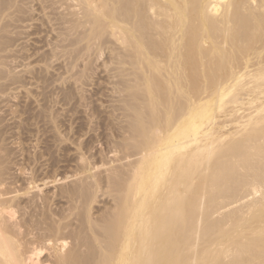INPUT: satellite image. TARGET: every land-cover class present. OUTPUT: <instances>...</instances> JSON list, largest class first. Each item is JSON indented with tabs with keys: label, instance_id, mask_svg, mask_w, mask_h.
<instances>
[{
	"label": "bare ground",
	"instance_id": "6f19581e",
	"mask_svg": "<svg viewBox=\"0 0 264 264\" xmlns=\"http://www.w3.org/2000/svg\"><path fill=\"white\" fill-rule=\"evenodd\" d=\"M37 6L56 37L49 54L29 56L16 43L44 31L26 30ZM107 51L124 116L103 122L100 151L72 138L74 176H55L56 160L47 167L45 139L50 152L35 161L48 157L40 164L54 177L40 179L35 161L33 170L13 162L33 172L17 170L28 178L17 190L0 135V264H264V0H0V87L22 84L16 64L30 63L20 70L31 75L28 60L39 56L46 68L64 59L70 83L84 88ZM57 123L47 127L61 152L71 137ZM51 184L62 186L70 215L48 210ZM102 191L114 203L96 218Z\"/></svg>",
	"mask_w": 264,
	"mask_h": 264
},
{
	"label": "rangeland",
	"instance_id": "374dc122",
	"mask_svg": "<svg viewBox=\"0 0 264 264\" xmlns=\"http://www.w3.org/2000/svg\"><path fill=\"white\" fill-rule=\"evenodd\" d=\"M39 7L37 6V7L34 8L36 10V11L35 10L34 11L37 12V13H35V12L32 13V16H34V14H35L34 17L37 19L38 22L35 21L34 23H32L33 24V26H31L32 28H30L29 30L28 29H26V30L28 31V33L35 32V31L39 33V32H42L43 29H44V31L41 34H37V35H40V36H37L36 34H34V37H31L30 39H28L29 41L27 40L28 37L26 36L27 37L26 38L25 35L23 34L24 36L21 37V41H19V42L16 43L17 46H19V45H20V47L23 46L24 47L23 49L24 50L26 49L28 55L31 54V53L32 54H36L37 52L40 53V55L38 54L39 56H41V55L43 56V55L47 54L48 51L51 50V48L47 46L48 41L51 42L50 41L51 38L56 37V36L53 35V34H55L54 32H52L51 30L49 32V29H46L47 27H44L42 24H40V20H38L40 18H38V17H41V19H43L42 18L43 16H40L42 14L39 13L40 12V10H39L40 8ZM37 9L39 11H37ZM38 13H39V15H38ZM34 26H36V27H34ZM39 28H40V30L37 31V29H39ZM26 30L24 29L23 31L25 32ZM26 34H27V32H26ZM52 36H54V37H52ZM34 39H36V40H34ZM16 45L14 47H16ZM20 47H16V48H19V50L22 51L21 53H22L23 56H24V54L26 55L27 53H24V50L21 49L22 47L21 48ZM16 48H14V50H13L14 52H15ZM19 50L18 51L16 50L17 53L19 52ZM14 52L13 53L11 52V55H9L11 58H14V57L17 56L16 55L17 53L15 52L16 53L15 54ZM44 52H45V54H44ZM49 53H50V51H49ZM109 53L110 52L107 51V53H105L104 56H102L101 59H98L99 61H97V64L96 65L94 64L96 66L95 67L96 68V70H95L96 72L93 74V77L90 79V82L88 80V83L89 84L88 83L85 84V85L88 84V86H85L84 88H82L84 85H82V87H80V85H78V87H77L76 83H74V85H72L73 82H75V80H71V83H70V79H69L70 78V74H67L66 73V69L63 70L61 68L64 65L66 66V64H67L65 61L63 62L64 59H61V61L59 60V62H58V60H56L57 63L51 64L52 66L50 65V66H48V68H46V65L43 62H39L40 60L43 59V58H40L39 56L37 57V59L40 58V60H37L36 57L32 58V59H34L33 60L34 62L32 61V59H30L31 61L28 60V62H31V63L34 64V67L36 69V71H35V69L33 67V64H32V67L33 68L32 67L31 68L34 69L32 73L33 74L35 72L39 73L38 76L36 75L37 73L34 74V76L36 75L35 76L36 80H35V79H33L34 78L33 74L30 73L31 75H29V73H26L24 70H20V69H26V71H30L31 70L30 67H29L30 70H27V68H26V66L28 64H30V63H28V64L26 63L27 65L25 66V64L23 62H27V61H24L21 57H18V59L20 58L19 60H21V61L23 60L22 65H20L21 68H19L15 61H18L17 63H19L20 61L19 60H14V59H11L10 58L12 61L14 60L13 62L16 64V67L17 68L14 67L15 64H12V66L14 65L13 67L16 68V70L18 69L16 72H19L20 73V72L23 71L22 72L23 74L20 73L21 76L18 73L17 74L20 76L19 78H22L23 77V79H25L24 82L22 83V84H25V87L16 88L17 85H18V87L19 86L20 87L22 86L21 83L16 84L15 83L16 80H15V82L12 81L13 84L15 83L14 85L11 82H9V81H3L2 82L4 84H6L5 82H7L8 83L7 84L8 87H9V85L10 86L13 85V86H11L9 88L6 87V85L4 86V84L1 83L3 88L4 87L7 88V91L5 90L6 88L3 89L2 87H0V88H2L0 90L2 92V93H0V131H1L2 134H0V135L3 137V134H4V137H3V140L2 141L5 142L4 144H2V142H1V144L4 146V149L6 150V153L7 154L8 153H11V154H9V157H10V160L11 161L13 160V161L12 162H9L10 163V166L9 167H12L13 166V162H14V166H15V162L16 163L18 162L20 164L19 165L20 167H22V166L24 168L27 167L28 170L31 169V168L28 167V164H29V166H30V164H32L30 167L33 166L32 169H31V170H33V168H35L34 165H36L35 163H37V165L39 163L38 161H35L38 153L40 155L41 154L40 151L42 149H43L42 150L43 152H44L45 149H46V151H48V149L46 147L48 145V148L52 146L51 148H49V150L51 152L48 151L50 153L47 154V155H49L48 156L49 158L48 157L45 158V156H46V153L45 152L46 151L44 152V154H45L44 160L45 161L48 160L47 161L48 163L46 164V162L45 163L43 162L44 164H40L42 161H44L42 159V161H40V163H39L41 166L38 165L40 167V169L39 168L37 169V165H36V168H35L36 170L34 169L33 172L36 171L37 176H39L40 179H43V178L46 179L50 174L49 175H46L47 177L45 176V174L46 173L48 174L50 172H51V175H52V178H53L54 176L52 174L53 173L52 171H54V170H55L54 171L55 174L57 173L56 175L54 174L55 176L60 175V173L61 174L63 173V175L60 176L59 178L66 176V174L68 176H71L72 174L70 175V172L73 173V176H74L75 171L73 169H76V166H75V164H76L75 163L76 162L75 156L76 155H74V153H73V152H75V150H73L75 145L72 146L73 140H74L72 138H75V140L78 139L79 140L78 142H81V143L84 141L83 142L84 143V146H86V142H87V145L88 144L90 145V143L92 142L94 144V147H95L94 152L95 151H98V149H99V151L101 150L102 147L100 145H102V143L104 142V139H105L104 135L106 136V135L109 134V131L107 130V128H105V127H107V125L105 123V120L106 119H108L109 121L112 120L111 122H109V123H112L114 121V119L115 120L116 119H119V120L120 119H123L124 112H125L124 109H123V107H121L123 110L120 109V106H122L121 105L122 103L120 102V100L122 101V99L124 98V94L122 92H120V90L118 89L119 87L117 88L118 81H116V80H118V79H115L114 78V75H116V73H114V72H116V71L113 72L114 65L111 64L112 63V60H111L112 55H110ZM12 54H14L16 56H14ZM18 55L21 56L20 52L18 53ZM11 60H9V61H11ZM37 61H38V63H37ZM62 64H64V65H62ZM23 66H25V67H23ZM49 67H51V68L49 69ZM63 68H65V67H63ZM38 69H40L41 71L42 70L45 71V72L42 71L43 75L41 76L45 80L42 79V78H40L39 75L41 74V72ZM111 70H112V72H111ZM62 72H64V74H66L67 76L69 75V76L68 77L65 76ZM60 74H61V76H62V74L64 75V78H63V76L61 78V79H63L62 81H61V79H59L60 78ZM15 75H16V73H15ZM71 76H72V74H71ZM37 77H38V80H37ZM65 77H67V79H69V81L68 80L65 81ZM116 78H117V75H116ZM42 80H44L45 82L42 81ZM63 81H64V83H63ZM115 82H117V83L115 84ZM26 84H28V85H26ZM32 84H34V85H32ZM64 85H65V87H64ZM115 85H116V87H115ZM83 89H85V90H83ZM2 90H4V91H2ZM42 90H43V92H42ZM66 91L69 93V95L71 93V95L73 97L71 95L70 96L68 95L69 97H71L70 99H69V97H66V94H68V93L65 94ZM118 91L120 92V94L122 93L123 95L122 94L121 95L119 94V96H118ZM83 92H84V94H83ZM12 93H13V95H12ZM122 96H123V98H122ZM81 97H82V99H80ZM64 98H65V100L67 99L66 100L67 102L65 100H63ZM87 98H88V100H87ZM77 99H79V100H77ZM116 106H118L119 110H118V108ZM114 108H116V109L114 110ZM43 119H48L49 121L52 120L54 122L56 120V122L53 123L52 121H50V124L52 123L51 126H50L49 123H46L45 124V122H47L48 120H45L44 121ZM89 119L91 120V122H90ZM124 119H126V118L124 117ZM38 121H39V123H38ZM41 121H43V122H41ZM57 121H58L59 124L61 123V126H63V127L60 126L61 130L59 129V132L62 131L61 132L62 134H60L58 132V130H57V134H59L61 136L64 133L65 134L67 133L68 136H69V138L71 137L70 138V142H67V143H69L67 145V147H66L65 144H63L66 148L63 146L62 149H59V150H61V152L58 151V146H57L56 142L54 141L55 138H56L55 137L56 136L55 135L56 134V131H55V134L53 133V135H55V136H51V131H49V130L54 129L53 127L55 126V124L57 123ZM89 122H90V124H89ZM92 122H93V124H92ZM103 122L105 123V127H104V123ZM106 122H108V121H106ZM36 124H38V125H36ZM52 125H54V126L52 127ZM47 126H50L49 128L52 127V129H49L48 130V127ZM79 126H81V128ZM32 127H33L34 130L32 129ZM91 127H92V129H95V131L92 132L91 131ZM30 130H32V131H30ZM43 130L46 131V132H44ZM47 131H49V132L47 133ZM89 131H91V132H89ZM39 132H40V134H39ZM52 132H54V131H52ZM32 133L36 134L35 136L37 138L35 136H33L34 134H32ZM44 133H46V134H44ZM95 133H96V136H95ZM67 134L66 135H63V136H67ZM70 135H72L73 137L70 136ZM84 135H86V136H84ZM50 136L51 137H54V138H51ZM60 136H58V137H60ZM81 136H82V138H80ZM45 139L46 140L48 139L47 141L50 144L47 142V145H46ZM51 140H53L55 142V145L56 146H53L54 145V142L51 143L52 142ZM98 141L101 142V143H99ZM42 146H43V148H42ZM56 148H57V150L55 151ZM64 151L65 152L69 151V152L65 153ZM62 152H64L65 154L62 153ZM51 153H53V155H51V157L53 156L55 158H51V160H50V154ZM61 153L65 157H63ZM32 154H35V155H32ZM33 156H35L34 159H33ZM57 157H60V159L58 160ZM31 158L33 159V161L31 160ZM63 158H65L67 160L64 162L65 159H63ZM73 158H74V161H75L74 163L72 162L73 161ZM55 160H56L57 163L55 162ZM61 160H63V163L60 162ZM68 160L71 162L70 164H68V162H69ZM28 161H30V163ZM34 161H35V163H34ZM52 161H53V163L55 162L57 165L60 166V168L57 166V168L60 171L58 170L56 172L57 168L55 167V169H54V166H56V164H53ZM33 163H34V165H33ZM17 164H16V167H17ZM45 164L47 165V167H48L49 164H51L49 166H52L54 170H52V167H49V168H51L50 170H49V168L44 167V166H46ZM63 164H64V166L65 165L66 166L63 167ZM73 164H74V166H73ZM42 165H44V166H42ZM68 165L71 166V167H69ZM19 166L17 168H19ZM17 168L14 167L13 169L10 168L11 170L9 169L12 174L13 173L17 174V176H18V178H16L17 181L15 180V178L12 177L11 178V181H12V179H14L15 181L13 180L14 182L13 181L11 182L10 180H8V182L9 181L11 182L10 183V186H11L12 183L15 184L16 182L20 181V183H16L15 185H13V186H16L17 184H19V185H17L18 187L16 186V189L18 188L17 190L20 191L19 187H22V182H21L22 180H20V179L26 180L25 182L27 183V179L28 178L26 179V177L27 176L29 177L31 175V173H33V172L30 171L31 172L30 173L27 170L30 173V175L29 174L26 175L28 172L27 171H23L24 169L21 168L22 172L25 173V175H26V177H25V175L22 172H21L22 175L21 174H18V173H20L21 170H20V168L19 169H17ZM41 168H44V170L46 168V170H45L46 172H44V170L41 169ZM63 168H65V169H63ZM14 169H16V170H14ZM9 170H8V172H10ZM17 170H20V171H17ZM37 170H39V174H38ZM40 170H43V171H40ZM14 171H16V172H14ZM40 172H42V173H40ZM11 173H9V174H11ZM64 173H66V174H64ZM12 174H11V176H12ZM42 174H44V175H42ZM20 176H22V177L20 178ZM50 176L48 178H50ZM10 177L8 178V174H7L6 178L10 179ZM14 177H15V175H14ZM72 179H73V177H72ZM71 180H69L68 183H70ZM25 182L23 181V183H24L23 184L24 189L26 187H28V184H26ZM65 184H67V183H65ZM58 185H59V183H58ZM60 185L63 186L62 183ZM60 185H59V187H60ZM62 186H61V188H62ZM67 186H69V184H67ZM54 187H57V188H54ZM59 187L57 186V184H55V185L54 184H51V185H49V188H48V186H47V188H44L45 195H47V194L50 195V197H49L50 198L49 199L50 201L48 200L46 205L48 206V208L51 206V208L48 209L47 206H46V208L48 210H52V213L54 215L56 214L57 217H60V215L61 216L62 215L64 216V214H65V216L68 215V213L70 212V208H71V207L68 208V204H69L68 202H70V200H68V198H66L65 195H62L60 193V191H61L60 189L61 188L58 189ZM22 189L23 188H21V191H22ZM56 189H58V191ZM54 192H55V194L57 196L54 194ZM23 193H24V191H23ZM20 194H22V192ZM51 194H54V195L51 196ZM99 194L100 195L103 194V191H102V193L100 192ZM104 194H105V192H104ZM104 194H103V196L101 195L102 197L99 195L100 197L97 198L98 201L96 203H94V205H93L95 207H92V209H93L92 214L96 218L98 216L99 217L102 216L104 214V212L106 213L113 206L112 203H114V202L111 201L112 198L111 197L109 198V196H107L106 194H105L106 195L105 196ZM23 198L24 197H21L22 200L27 201V197L24 198V199ZM48 202H50V205H49ZM69 205H71V203ZM67 208L69 209V212H68ZM31 210H33V211H29L31 214H35V215L37 214L36 213L37 210H35V208L34 209H31ZM64 211H66L68 213H66V212L64 213ZM61 212H63L64 214L61 213ZM70 214H71V212L69 213V215ZM67 218H65V220L67 219L66 220L67 222L65 220L64 221L67 224H69V222H70V224L72 225L71 227L73 228V226H75L76 219L74 217H73L74 218L73 219L72 216H70V217L68 216ZM69 219H72L73 222L75 220V222L73 223L71 220L68 222ZM44 256H47V252H44V254H43L42 257L44 258Z\"/></svg>",
	"mask_w": 264,
	"mask_h": 264
}]
</instances>
